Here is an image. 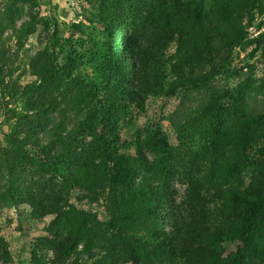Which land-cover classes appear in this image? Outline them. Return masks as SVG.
I'll use <instances>...</instances> for the list:
<instances>
[{"label": "trees", "instance_id": "trees-1", "mask_svg": "<svg viewBox=\"0 0 264 264\" xmlns=\"http://www.w3.org/2000/svg\"><path fill=\"white\" fill-rule=\"evenodd\" d=\"M100 12L114 50L102 109L75 60L55 50L31 61L36 80L23 85L5 37L19 16L0 7V94L26 105L0 153V207L53 217L37 244L51 257L36 248L33 263L264 264V100L239 94L223 104L208 69L225 51L264 45V31H248L259 15L264 27V0H102ZM173 45L175 86L200 94L205 141L194 150L183 140L179 151L157 130L138 140L137 155L121 152L113 123L122 104L143 109L161 92ZM73 189L104 196L108 220L75 205ZM10 254L0 227V264Z\"/></svg>", "mask_w": 264, "mask_h": 264}, {"label": "rangeland", "instance_id": "rangeland-1", "mask_svg": "<svg viewBox=\"0 0 264 264\" xmlns=\"http://www.w3.org/2000/svg\"><path fill=\"white\" fill-rule=\"evenodd\" d=\"M102 0H0V7L12 6L18 21L15 28L6 32L7 44L18 54L17 76L23 85L36 77L32 74L30 63L43 52L55 50L60 59L75 60L78 76L89 89L97 91V100L93 105L104 107L107 101L106 58L114 54L112 44L105 34L103 14L100 12ZM262 15L257 16L254 24L248 28L252 37L264 31L259 27ZM247 23V20L244 22ZM173 45L166 57L167 79L159 94L148 99L144 108L134 104H122L123 112L114 123L118 134L117 147L121 152L137 155L140 138L153 134L157 130L165 133L172 147L180 146L185 141L188 149L198 150L205 141L204 125H200L201 96L184 87H176L171 55L175 52ZM211 82L220 89L221 102L230 105L234 96L243 94L248 100H264V45L238 47L223 52L209 65ZM102 107V108H103ZM101 108V109H102ZM26 109L21 97L11 98L0 94V153L7 145L8 134L15 129L16 115ZM189 112V118H182L183 111ZM180 118H182L180 120ZM182 124L180 128L177 122ZM186 123V124H185ZM182 130V139L179 138ZM100 132L107 139L109 131L102 125ZM181 193L183 187L178 186ZM84 190H71V201L99 217L108 220L109 212L102 196L99 201L78 198ZM53 217H37L28 204H1V234L10 245V259L5 264H34L33 250L46 260L51 252L40 248L38 240L48 235V226ZM119 264H133L121 262ZM157 264H178L164 261Z\"/></svg>", "mask_w": 264, "mask_h": 264}]
</instances>
